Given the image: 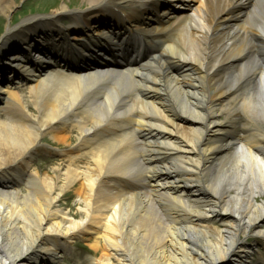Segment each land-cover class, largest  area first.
Listing matches in <instances>:
<instances>
[{
	"label": "bare ground",
	"instance_id": "1",
	"mask_svg": "<svg viewBox=\"0 0 264 264\" xmlns=\"http://www.w3.org/2000/svg\"><path fill=\"white\" fill-rule=\"evenodd\" d=\"M82 1L0 36V264L264 262V0Z\"/></svg>",
	"mask_w": 264,
	"mask_h": 264
},
{
	"label": "rangeland",
	"instance_id": "2",
	"mask_svg": "<svg viewBox=\"0 0 264 264\" xmlns=\"http://www.w3.org/2000/svg\"><path fill=\"white\" fill-rule=\"evenodd\" d=\"M45 1V2H44ZM49 1H55L54 3L56 5L62 4V1H65L68 8L77 9L83 5L82 0H16L15 6L11 10L8 16H0V36L2 32L5 29V26L9 20V16H12L9 24L11 26L17 24L25 15H44L47 14L46 12L52 11L48 10L49 8L53 9L55 8L52 3H49ZM193 3L196 5H199L201 0H192ZM172 5H175V2H170ZM44 12V13H43ZM1 15V14H0ZM27 87L28 83L21 84L18 88H16L22 96V100L26 101L28 100V93H27ZM2 104L0 103V110L2 109ZM42 146L40 147V152L43 153V155H46L49 157L51 155V158H54L56 160L53 162H49L46 164L45 167H43L42 163H36L38 164V167L42 169V171H45V169H50L52 166H54L57 162H60L58 158L60 157L59 154L55 153L57 151V148L59 146L52 142L48 136H45L41 142ZM44 161L47 159L45 156H43ZM35 162L39 160V158H34ZM61 207L68 209L71 208L74 212L77 211V205H76V196L72 195V191H67L63 197L61 198ZM253 237H248L247 241L251 242ZM77 242L72 243V254L66 253L61 256V261L59 264H86L88 261V258L92 255V250L86 246L85 240H79L75 239ZM261 252H263V249H260ZM246 264H264V262H261L259 257L257 255H254L251 260L247 261Z\"/></svg>",
	"mask_w": 264,
	"mask_h": 264
}]
</instances>
